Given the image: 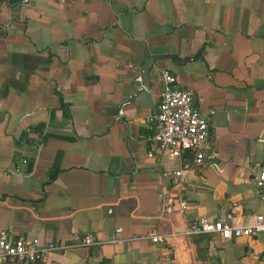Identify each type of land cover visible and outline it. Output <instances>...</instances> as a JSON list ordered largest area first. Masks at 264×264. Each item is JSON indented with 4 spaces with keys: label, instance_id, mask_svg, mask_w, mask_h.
<instances>
[{
    "label": "crops",
    "instance_id": "1",
    "mask_svg": "<svg viewBox=\"0 0 264 264\" xmlns=\"http://www.w3.org/2000/svg\"><path fill=\"white\" fill-rule=\"evenodd\" d=\"M151 85L139 69L153 55ZM200 55V58H197ZM161 71L209 121L212 151L177 192L179 157L146 137ZM264 161V0H0V230L74 246L49 264H264V234L187 237L194 220L241 226L264 214L251 178ZM167 235L169 238H163ZM5 264H16L13 260Z\"/></svg>",
    "mask_w": 264,
    "mask_h": 264
},
{
    "label": "built area",
    "instance_id": "2",
    "mask_svg": "<svg viewBox=\"0 0 264 264\" xmlns=\"http://www.w3.org/2000/svg\"><path fill=\"white\" fill-rule=\"evenodd\" d=\"M164 90L161 92L152 114L149 117L151 133L146 137L147 142L153 143L158 152H168L171 156L181 157L185 150L192 152L190 160L183 159L179 167L172 171L171 180L177 190L172 196L163 198L160 211L165 215L183 211L186 201L183 196L187 187L186 177L200 167L206 153L212 151L209 143V121L214 113L208 109L207 114L201 115L193 105L191 93L176 85V78L167 71L159 74ZM251 178L264 202V161L257 163ZM255 233L264 234V214H254L249 221L241 226L226 224L221 221H206L204 219L191 221L181 234L187 237L218 235L225 241L241 237H249ZM171 236L163 238L165 241ZM166 238V239H165ZM149 240L159 242L161 239L153 231L131 236L128 239L114 237L106 242H101L95 236L87 234L72 243L49 240L26 241L22 236H14L11 226L0 230V264L13 260L16 264H49L50 257L55 252L65 251L74 246L101 247L108 244L129 243L134 241Z\"/></svg>",
    "mask_w": 264,
    "mask_h": 264
},
{
    "label": "water",
    "instance_id": "3",
    "mask_svg": "<svg viewBox=\"0 0 264 264\" xmlns=\"http://www.w3.org/2000/svg\"><path fill=\"white\" fill-rule=\"evenodd\" d=\"M197 58H200V55ZM163 60H168V61H171L174 63H183V62H186L189 60H194V59H191V58L179 59V58H177V56H175L173 54L162 55V56L153 55V56L148 57L139 69L140 79L142 80V86L144 89H148L151 85V81L149 79L148 72L151 69L153 62L154 61H163ZM188 152H189V150H185V153H188Z\"/></svg>",
    "mask_w": 264,
    "mask_h": 264
}]
</instances>
